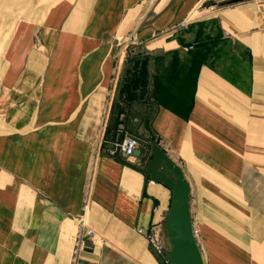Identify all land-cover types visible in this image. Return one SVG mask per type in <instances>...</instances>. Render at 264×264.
Returning <instances> with one entry per match:
<instances>
[{
	"label": "crops",
	"instance_id": "1",
	"mask_svg": "<svg viewBox=\"0 0 264 264\" xmlns=\"http://www.w3.org/2000/svg\"><path fill=\"white\" fill-rule=\"evenodd\" d=\"M125 125L182 168L204 264H264V0H0V264H169Z\"/></svg>",
	"mask_w": 264,
	"mask_h": 264
},
{
	"label": "water",
	"instance_id": "2",
	"mask_svg": "<svg viewBox=\"0 0 264 264\" xmlns=\"http://www.w3.org/2000/svg\"><path fill=\"white\" fill-rule=\"evenodd\" d=\"M130 113V112H128ZM124 133L149 142L150 151L142 169L150 179L162 183L170 190V201L163 222L162 244L169 264H204L196 242L189 208L190 186L180 165L163 150L155 139L141 134L137 129L123 127ZM139 149L133 154L138 155Z\"/></svg>",
	"mask_w": 264,
	"mask_h": 264
},
{
	"label": "built area",
	"instance_id": "3",
	"mask_svg": "<svg viewBox=\"0 0 264 264\" xmlns=\"http://www.w3.org/2000/svg\"><path fill=\"white\" fill-rule=\"evenodd\" d=\"M138 145H139V141L136 137L127 135L123 137L120 141L116 142L114 147L109 148L108 153L113 156L115 155L121 158H127L133 154L134 150H136ZM95 164H96V158L93 157L90 160L88 166V172H87V178L85 184V202L89 198V194L91 191V184H92ZM164 214L165 213L161 214L160 221L153 222L148 228L139 227L137 228V231L146 237L147 242L149 243L151 248L156 253L162 254L165 257V261L168 263V259L165 256L166 250L162 244V238H161L163 232V222L165 218ZM95 235H96V231L92 227L85 224L84 220H81L78 226L76 240L73 248V258L77 253L79 246L84 245L88 240H92Z\"/></svg>",
	"mask_w": 264,
	"mask_h": 264
},
{
	"label": "rangeland",
	"instance_id": "4",
	"mask_svg": "<svg viewBox=\"0 0 264 264\" xmlns=\"http://www.w3.org/2000/svg\"><path fill=\"white\" fill-rule=\"evenodd\" d=\"M167 209L168 208H166V210H163V212L165 213ZM202 224H212V215L210 212L204 214V221L202 222Z\"/></svg>",
	"mask_w": 264,
	"mask_h": 264
}]
</instances>
